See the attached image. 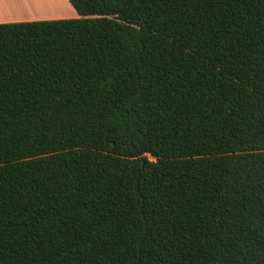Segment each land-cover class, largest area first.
<instances>
[{
	"label": "trees",
	"instance_id": "obj_1",
	"mask_svg": "<svg viewBox=\"0 0 264 264\" xmlns=\"http://www.w3.org/2000/svg\"><path fill=\"white\" fill-rule=\"evenodd\" d=\"M0 23V264H264V0H68Z\"/></svg>",
	"mask_w": 264,
	"mask_h": 264
},
{
	"label": "crops",
	"instance_id": "obj_2",
	"mask_svg": "<svg viewBox=\"0 0 264 264\" xmlns=\"http://www.w3.org/2000/svg\"><path fill=\"white\" fill-rule=\"evenodd\" d=\"M47 1L48 0H0V23H2V22L31 21V20H35V19H41V17H38L36 15L32 16L30 14H32V13H34V14H36V13H39V14L51 13L52 11H50V9H40L39 7H36L37 5L42 4L43 2H47ZM37 8H39V9H37ZM32 10H33V12L31 13ZM27 13H30V14H27ZM74 14H76V15H74ZM74 14L71 13L68 16L69 17L70 16L71 17L78 16L77 12ZM57 17L61 18V16H57ZM69 17H67V18H69Z\"/></svg>",
	"mask_w": 264,
	"mask_h": 264
},
{
	"label": "rangeland",
	"instance_id": "obj_3",
	"mask_svg": "<svg viewBox=\"0 0 264 264\" xmlns=\"http://www.w3.org/2000/svg\"><path fill=\"white\" fill-rule=\"evenodd\" d=\"M36 7H39L40 9H50L52 11L51 13H45V14H39V13H32L30 15H36L38 17H41V19H35V20H44V19H56L59 18L57 16H61V18H67L69 17L71 13H76L73 7L69 4L67 0H48L47 2H43L42 4L37 5ZM37 8V9H39ZM71 12V13H70ZM76 15V14H74ZM73 18V17H69Z\"/></svg>",
	"mask_w": 264,
	"mask_h": 264
}]
</instances>
